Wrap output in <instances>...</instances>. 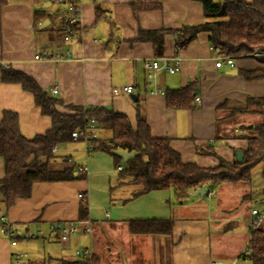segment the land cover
Returning a JSON list of instances; mask_svg holds the SVG:
<instances>
[{"label": "crops", "instance_id": "obj_1", "mask_svg": "<svg viewBox=\"0 0 264 264\" xmlns=\"http://www.w3.org/2000/svg\"><path fill=\"white\" fill-rule=\"evenodd\" d=\"M77 1L82 33L69 46L76 59L58 62L34 60L33 55L36 50L51 49L60 42V35L55 32L59 22L55 11L64 8L62 0H9L0 6V66L25 73L67 104L104 106L126 114L132 123L138 98L151 134L169 138L183 162L216 166L218 160L214 156L195 149L196 145L204 147L211 143L218 155L231 162L235 151L245 147V140L238 137L242 124L251 125V120L258 119L256 114L233 110L244 108L248 98L264 96V79L246 80L239 70H252L262 64L251 57H241L235 59L233 68L226 65L215 68L206 32L199 33L181 50H175L172 35L165 34L162 55L178 56L181 67L173 74L157 72L155 83L162 93L153 94L142 66L144 59L155 57L153 45L150 41H135L138 31L200 24L204 21L201 2L163 0L161 9L134 11L132 3L157 0ZM46 2L49 5L45 7ZM53 4L55 7L49 10ZM96 6L100 9L98 14ZM42 10V16H35V11ZM48 14L50 18L46 17ZM46 19L47 25L42 26ZM233 70L236 72L232 73ZM190 84L199 102L194 98L191 109H168L163 92ZM128 85L132 86L130 93L124 91ZM3 110L17 113L19 131L25 138L43 133L51 126L50 117L41 114L32 95L18 83L0 81V120ZM93 133L102 138L110 135L109 130L100 128L93 129ZM56 149V154L70 156L74 163L85 166L86 177L34 183L28 198L15 200L6 210L5 221L16 231L35 233L44 229L46 235L40 238L44 249L40 251L37 242L35 246H27L32 239L10 245L0 225V264H12L13 252L26 254L21 264H43L41 259H46L47 264H61L62 260L74 259L73 250L77 247H89L99 264H103L104 257L95 252L101 242L106 244L107 251L119 254L120 260L138 259L141 261L138 264H211L215 259L226 264L222 260L227 258L231 260L229 264H237L244 260L238 255L249 238L247 217L251 209H264V195L254 199L249 189L247 193L236 192L233 197L230 186L218 183L217 188L206 194L207 198H213L210 200L193 196L179 205L169 202L171 190L160 189L123 203L131 189L117 185L119 178L111 156L101 151L90 154L85 141ZM3 175L0 158V179ZM81 192L87 202V220L91 222L88 243H79L73 235L68 242H59L48 234V226L55 221L79 220ZM1 200L0 193V203ZM131 218H172L174 223L169 236L132 235L124 222ZM241 223L248 230L245 239ZM228 231H233L235 237L230 241L234 246L223 241ZM117 243L119 246H115Z\"/></svg>", "mask_w": 264, "mask_h": 264}, {"label": "trees", "instance_id": "obj_2", "mask_svg": "<svg viewBox=\"0 0 264 264\" xmlns=\"http://www.w3.org/2000/svg\"><path fill=\"white\" fill-rule=\"evenodd\" d=\"M9 0H0V6ZM78 2L77 0H72ZM163 0L149 3H132L134 11L161 9ZM201 2L204 21L200 24H186L181 28L165 30L138 31L135 41H150L155 57L162 55L163 37L171 34L175 50L185 48L195 40L199 33L208 34L209 45L218 47L229 55H244L264 50V0H196ZM44 10L35 11V16H42ZM99 7H95L98 14ZM61 13V8L55 11ZM50 18V14L46 15ZM63 22V21H62ZM246 80L264 79V63L252 70H239ZM0 81L18 83L23 91L29 92L41 114L50 117L51 126L43 133L32 138H25L19 131L17 113L3 110L0 120V158L3 160L4 175L0 179L1 205L6 210L16 199L28 198L34 183L85 179V172H78L81 164L61 160L62 155L52 151L61 146L83 139L73 140L71 132L83 128L90 120V137L86 142L91 154L101 151L112 157L119 181L117 185L128 186L129 200L147 194L152 190L169 189L172 199L169 202L179 205L187 203L192 193L201 186L209 188L218 183H236L249 181L254 166L264 156V96L251 97L245 107L233 110L234 113H253L258 119L241 126L239 138L245 140V147L240 149L242 160L229 162L218 155L214 145H196L199 153L214 156L218 163L213 167H201L195 162H183L180 155L171 146L166 137H154L146 120L145 110L136 98L135 120L121 112L104 106H80L67 104L41 88L35 80L23 72L0 66ZM165 105L168 109H191L194 107L193 85L179 89H167L164 92ZM62 109V110H60ZM110 131L108 137L94 135L93 129ZM133 152V156L124 160L115 151ZM58 162V163H57ZM120 169L117 170V167ZM211 189V188H210ZM264 190V189H263ZM82 195V196H81ZM80 221L87 220V202L84 193L79 196ZM132 235L169 236L173 227L172 218H131L124 221ZM4 235L5 233L2 232ZM44 237V236H43ZM17 240H21L16 236ZM74 256V255H73ZM240 258L248 259L252 264H264V219L250 232L245 250ZM61 264H99L95 254L91 259H65Z\"/></svg>", "mask_w": 264, "mask_h": 264}, {"label": "built area", "instance_id": "obj_3", "mask_svg": "<svg viewBox=\"0 0 264 264\" xmlns=\"http://www.w3.org/2000/svg\"><path fill=\"white\" fill-rule=\"evenodd\" d=\"M64 8L61 10V13L58 14L59 22L55 28V32L60 35V42L56 44L51 49L36 50L33 55L34 60H48L53 62L73 60L76 59L72 53L70 45L74 44L79 37L81 36L82 30L79 19V6L78 2L72 0H62ZM63 21V22H62ZM209 50L212 52V60L214 62L215 68H221L223 65L233 68L235 66V59L241 57H251L258 61L260 64L264 63V50L254 51L244 55H229L222 49L218 47H213L209 45ZM142 66L145 70L146 82L152 86L151 93H162V91L156 87V74L159 71H163L169 74L176 73L180 70L181 59L178 56H158L153 58L144 59ZM126 93L132 91V86L128 85L124 88ZM53 93L56 92V88H53ZM195 101L199 102V97H195ZM93 125V121L90 120L83 128L76 129L71 132V138L73 140L83 139L87 141L90 137L89 127ZM56 147L52 148V151L55 152ZM61 160H66L71 162L70 157L62 156ZM120 169V166L117 167V170ZM78 172H85V166H79L77 168ZM80 196V193L79 195ZM108 214L105 213V218H108ZM264 219V209L254 208L249 211L247 220L249 232L254 230ZM1 230L5 233V236L9 239L10 245L14 246L18 242L16 236L18 235L21 240L35 239L38 237H43L46 235L44 229H38L35 233H32L27 230L16 231L5 221L4 218H1ZM48 234L54 236L59 242L66 243L69 241L70 237L74 234L82 233L89 234L91 232V222L89 220H77L72 221H55L51 222L47 230ZM250 234V233H249ZM246 247V246H245ZM245 248L242 250L244 251ZM241 251V252H242ZM240 252V253H241ZM93 251L89 247H77L73 250V255L81 259H91ZM26 256L22 252H13V262L12 264H21V258ZM238 258H240L238 256ZM211 264H223L220 260H212Z\"/></svg>", "mask_w": 264, "mask_h": 264}, {"label": "rangeland", "instance_id": "obj_4", "mask_svg": "<svg viewBox=\"0 0 264 264\" xmlns=\"http://www.w3.org/2000/svg\"><path fill=\"white\" fill-rule=\"evenodd\" d=\"M214 1H218V0H214ZM54 4L52 7H48V9H53ZM255 120H251V122H254ZM245 125L242 124V126ZM228 186H230L231 188V195L234 197L236 195V192H242V193H247L246 191H248L249 189L251 190L252 194L254 195V199H257V198H261L263 197L264 195V192H263V189H264V156L261 160V162H259L256 166L253 167V169L251 170V173H250V180L249 181H239V182H236V183H226ZM216 187V184L210 188H214ZM209 188V189H210ZM217 188V187H216ZM200 196H203L204 199L206 200H210V199H213L212 197L211 198H207L206 195H200ZM200 196H196V197H200ZM253 203V202H252ZM254 205L256 206H259L261 207V205L259 203L255 204V202L253 203ZM239 226H242L241 228L243 229L242 230V237H247L248 235V230L247 228H244L242 223L239 224ZM249 229V228H248ZM233 231H228L227 234L225 236H223V241H225V244L226 245H230L232 244V246H234L235 244L232 243V238H234L235 236H233L232 233ZM250 233V232H249ZM88 236L87 234H82V233H78V234H74L73 237L79 241V243L81 244H87L88 243ZM40 238L41 237H38L36 239L38 240H35V239H30L31 241H28V243L24 242L27 244V246H35V243L37 242L38 244H40L39 246V249L40 251H43V247H42V242L40 241ZM225 239V240H224ZM41 242V243H40ZM106 244L101 242L100 244H97L96 248H95V252L98 254V255H101L103 258V264H118L119 261H122L124 264H138V262H141L140 260H134L130 259L127 260L128 258L125 257L127 255V253H124L122 254L123 257L125 258H122L120 260L119 258V254L117 255V253L115 254L114 252L111 251V253L109 251H107V246H105ZM119 246V243L115 244V246ZM104 248L106 251H104ZM224 263H230V258H227V261H224L222 260ZM41 262L43 264H47V260L46 259H41ZM137 262V263H136ZM52 264V263H51ZM168 264V262L166 263ZM237 264H252L248 259H241L240 261H238Z\"/></svg>", "mask_w": 264, "mask_h": 264}, {"label": "water", "instance_id": "obj_5", "mask_svg": "<svg viewBox=\"0 0 264 264\" xmlns=\"http://www.w3.org/2000/svg\"><path fill=\"white\" fill-rule=\"evenodd\" d=\"M48 5H49V2H46V3L44 4L45 7L48 6ZM47 23H48V20L46 19V20H44L42 26L47 25ZM235 72H236V71L233 70L232 73H235ZM194 93H195V92H194ZM250 126H251V125H249V127H250ZM115 153H116L117 155L121 156L124 160H128L129 158H131V157L133 156V152H126V151H119V150H118V151H115ZM235 158H236V160H238V161H241V160H242V153H241L240 150H236V151H235ZM206 191H207V187H206V186H201V187L197 188V189L192 193V195H193V196L204 195V194L206 193ZM0 210H1V213H2V214H3L4 211H5V207H4L3 205H1V204H0Z\"/></svg>", "mask_w": 264, "mask_h": 264}, {"label": "bare ground", "instance_id": "obj_6", "mask_svg": "<svg viewBox=\"0 0 264 264\" xmlns=\"http://www.w3.org/2000/svg\"><path fill=\"white\" fill-rule=\"evenodd\" d=\"M82 196V195H81Z\"/></svg>", "mask_w": 264, "mask_h": 264}]
</instances>
